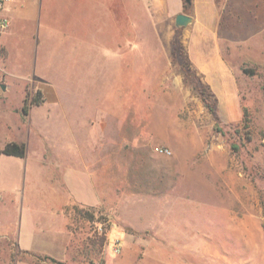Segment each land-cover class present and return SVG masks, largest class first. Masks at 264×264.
<instances>
[{
    "label": "rangeland",
    "instance_id": "374dc122",
    "mask_svg": "<svg viewBox=\"0 0 264 264\" xmlns=\"http://www.w3.org/2000/svg\"><path fill=\"white\" fill-rule=\"evenodd\" d=\"M4 17L0 146L27 152L0 153V264H264V4L253 37L220 38L232 86L175 20L153 35L120 12L111 35L99 13L56 37Z\"/></svg>",
    "mask_w": 264,
    "mask_h": 264
},
{
    "label": "crops",
    "instance_id": "0c3cea01",
    "mask_svg": "<svg viewBox=\"0 0 264 264\" xmlns=\"http://www.w3.org/2000/svg\"><path fill=\"white\" fill-rule=\"evenodd\" d=\"M254 2L264 4V0H192L188 11L186 0H14L0 13L8 19L13 33L21 32L20 21L27 20L35 24L31 29L36 36L56 37H65L69 31L85 34L93 24L89 25V21L93 22L99 13L113 22L107 30L113 35L114 22L120 12L128 25L136 20L148 21L152 30L157 31L153 35H162V22L176 20L179 13H186L192 16V21L185 26L189 59L209 84L213 85L218 77L222 84L232 86L231 67L220 38H227L230 29L241 34L242 41L254 36V27H257L254 25ZM51 6L57 8L50 9Z\"/></svg>",
    "mask_w": 264,
    "mask_h": 264
},
{
    "label": "trees",
    "instance_id": "16d2710c",
    "mask_svg": "<svg viewBox=\"0 0 264 264\" xmlns=\"http://www.w3.org/2000/svg\"><path fill=\"white\" fill-rule=\"evenodd\" d=\"M244 71L246 73L249 74H255L256 70L253 68H244ZM201 95L204 97V99L207 97V94H209L210 96H214V92H212V90L210 89L209 85H203L201 90H200ZM38 96H40L41 98V91H38ZM37 98V103L41 102V99ZM25 111L27 112V109L24 108ZM210 110L213 112L215 111V108L213 105H210ZM246 121V126L250 127V120L249 118H245ZM234 147L236 148L237 145H234ZM27 152V145L24 142H18V141H11L6 143L3 147L0 146V153H4L6 155H12V156H18V157H24L26 155ZM101 212V211H99ZM75 215L77 216V218H89V219H94V213H90L88 210H85L84 207H76L75 209ZM103 241H105L106 236L102 237Z\"/></svg>",
    "mask_w": 264,
    "mask_h": 264
},
{
    "label": "water",
    "instance_id": "95a60500",
    "mask_svg": "<svg viewBox=\"0 0 264 264\" xmlns=\"http://www.w3.org/2000/svg\"><path fill=\"white\" fill-rule=\"evenodd\" d=\"M188 4L192 3V0H186ZM176 25L181 27V26H187L191 21H192V16L186 13H179L176 16Z\"/></svg>",
    "mask_w": 264,
    "mask_h": 264
},
{
    "label": "built area",
    "instance_id": "2783aa9c",
    "mask_svg": "<svg viewBox=\"0 0 264 264\" xmlns=\"http://www.w3.org/2000/svg\"><path fill=\"white\" fill-rule=\"evenodd\" d=\"M14 0H0V11L1 10H4L10 3H12ZM9 25V21L7 18H4L2 20V24L1 26L3 28H6L7 26ZM161 152H167V153H170L171 151L167 148H161L160 149Z\"/></svg>",
    "mask_w": 264,
    "mask_h": 264
}]
</instances>
